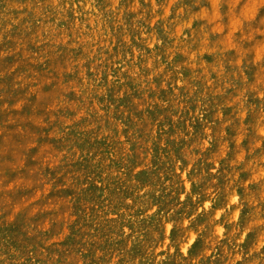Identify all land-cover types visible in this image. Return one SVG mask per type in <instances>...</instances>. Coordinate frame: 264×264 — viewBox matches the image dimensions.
<instances>
[{
	"label": "rangeland",
	"instance_id": "1",
	"mask_svg": "<svg viewBox=\"0 0 264 264\" xmlns=\"http://www.w3.org/2000/svg\"><path fill=\"white\" fill-rule=\"evenodd\" d=\"M0 264H264V0H0Z\"/></svg>",
	"mask_w": 264,
	"mask_h": 264
}]
</instances>
